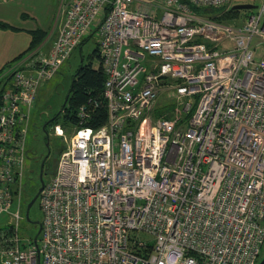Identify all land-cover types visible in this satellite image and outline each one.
Instances as JSON below:
<instances>
[{"label": "built area", "instance_id": "built-area-1", "mask_svg": "<svg viewBox=\"0 0 264 264\" xmlns=\"http://www.w3.org/2000/svg\"><path fill=\"white\" fill-rule=\"evenodd\" d=\"M64 0L48 52L0 73V264H257L264 249V2L241 23L197 9L232 0ZM95 31L106 121L77 109L38 195L36 245L18 236L38 89ZM172 107L155 115L158 108ZM37 237V238H38Z\"/></svg>", "mask_w": 264, "mask_h": 264}, {"label": "rangeland", "instance_id": "rangeland-1", "mask_svg": "<svg viewBox=\"0 0 264 264\" xmlns=\"http://www.w3.org/2000/svg\"><path fill=\"white\" fill-rule=\"evenodd\" d=\"M160 1L161 0H154L152 5L142 4V7L144 10L159 18L160 11L156 8V6L159 5ZM263 2L264 0H232V5L252 4L258 7ZM63 8L64 0H0V21L8 22L12 25L21 26L27 29L42 30L46 32L47 37L54 30V35L50 40L47 39L46 41L48 50L43 52H47L57 35V31L61 23L59 18L62 14L61 11ZM240 14L244 17L246 11L242 10L240 11ZM2 32H4V30L0 28V33ZM97 41V34L94 33L80 47V49H75L72 55L68 58L67 62L61 66L59 71L50 80L45 82L37 91L25 145L26 155L23 166L24 178L21 189L19 210L21 219L17 223V233L20 238L33 239L38 231L35 224L42 220V213L39 208L38 198L29 210V222L25 218L26 206L40 188V180H42L44 184L54 174L59 154L64 149V138L68 139L72 132V129L65 127L63 129L64 138L60 139L52 135V130L54 126H62V124L57 123L54 126L51 125V129L48 133L49 135L46 136L49 140L47 147L45 144L46 137L41 129V126L46 120L52 119L55 114L58 115L60 112V108L64 103L74 70L81 61L83 63L88 62L93 50L96 48ZM90 60L93 67H96L98 63L97 60L95 58ZM172 104L173 100L169 99V109L167 110V108L163 107L158 108L159 113H167L172 107ZM48 150V160L44 165L43 175L42 173L40 175V163L41 160L46 157ZM5 216L6 215L0 217V229L7 228V230H10V224H7L8 217ZM39 237L37 239H39Z\"/></svg>", "mask_w": 264, "mask_h": 264}, {"label": "trees", "instance_id": "trees-1", "mask_svg": "<svg viewBox=\"0 0 264 264\" xmlns=\"http://www.w3.org/2000/svg\"><path fill=\"white\" fill-rule=\"evenodd\" d=\"M191 9L193 10V12L197 14L207 15L218 22H225L230 24L241 23L242 20L247 15H249V13L252 12V11H246L245 16L242 17L240 11H232L230 8L225 10L222 8L197 9L195 7H191ZM6 27H8L6 24L0 23V28H6ZM94 33H96L94 30L91 33H89V35L79 43L76 49H80V47ZM30 35H31V41L29 43L27 50L23 52L21 55H19L17 58L7 63L6 68L14 64V62H16L18 59L23 57L27 52L32 51L33 49L39 47L44 42V37L46 36V32L42 30H37L31 32ZM93 58H95L98 62L96 67H93L92 62L90 60ZM90 59L86 63H83L81 61L80 64L77 66V68L74 70L71 76L70 86L67 91L64 103L60 108V112L58 113V115L55 114L52 118V123H51L52 126H54L57 123H61L63 128L67 127L73 129V127L77 124V119L75 116L77 109L80 106L88 105L89 103H91L92 105L94 104L96 106H94L93 111L90 113V117L86 122L85 126L90 128H98L105 123L106 108H105V101L102 95L105 78L100 67L98 41L96 43V48L93 50L90 56ZM2 70L3 68L0 69V73L2 72ZM155 115H160L158 110H156ZM7 231H9L7 230V228L0 229V240L3 234H9V232ZM263 252L264 251H262L261 257L263 255Z\"/></svg>", "mask_w": 264, "mask_h": 264}, {"label": "crops", "instance_id": "crops-1", "mask_svg": "<svg viewBox=\"0 0 264 264\" xmlns=\"http://www.w3.org/2000/svg\"><path fill=\"white\" fill-rule=\"evenodd\" d=\"M61 13L62 14L60 15L59 18L60 22L63 20V14H64L63 9ZM0 23L6 24L8 26L6 28H1L4 30V32L0 33V69L3 68L2 72L6 71L7 68H9L14 64L24 66V64L28 63L29 61L35 60L38 57V55L46 53L43 52L45 50H48L46 41L47 39L50 40L55 33V31L53 30L48 37L47 36L44 37V42L39 47L33 49L32 51L27 52L23 57H21L16 62H14V64L6 68L7 63L17 58L19 55H21L23 52L27 50L29 43L31 41L30 33L33 31H37V29L36 30L27 29L21 26H15L8 22H2V21H0Z\"/></svg>", "mask_w": 264, "mask_h": 264}, {"label": "water", "instance_id": "water-1", "mask_svg": "<svg viewBox=\"0 0 264 264\" xmlns=\"http://www.w3.org/2000/svg\"><path fill=\"white\" fill-rule=\"evenodd\" d=\"M257 6H254L252 4H234L230 7V9L232 11H251V10H254ZM209 12V11H207ZM40 188L38 189L37 193L33 196V198L29 201V203L27 204L26 206V209H25V218L26 220L29 222V210L31 208V206L34 204V202L36 201V199L38 198V195L41 191V188L43 186V182L42 180H40ZM38 224L39 228H38V231L36 232L35 236L33 237V243L36 245L37 243V237H38V234L40 232V223H36ZM257 264H264V255L261 257V259L259 260V262Z\"/></svg>", "mask_w": 264, "mask_h": 264}, {"label": "flooded vegetation", "instance_id": "flooded-vegetation-1", "mask_svg": "<svg viewBox=\"0 0 264 264\" xmlns=\"http://www.w3.org/2000/svg\"><path fill=\"white\" fill-rule=\"evenodd\" d=\"M51 123H52V119H48V120H46V121L44 122V124L41 126V129H42V131H43L45 137L49 135L48 133H49V131H50V129H51ZM48 141H49V140H48V138L46 137V138H45V144H46V146H47L48 143H49ZM47 147H48V146H47ZM48 154H49V150H48V152H47L46 157H44V158L41 160V163H40V175H41V173H42V175H43V169H44V165H45L46 161L48 160ZM39 223H40V222H39ZM35 225H36L37 230H38V228H39L38 224H35Z\"/></svg>", "mask_w": 264, "mask_h": 264}]
</instances>
